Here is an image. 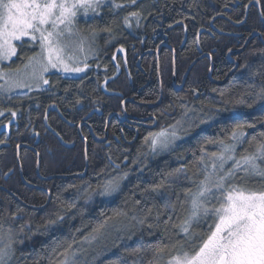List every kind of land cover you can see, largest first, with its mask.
I'll use <instances>...</instances> for the list:
<instances>
[{
    "label": "trees",
    "instance_id": "16d2710c",
    "mask_svg": "<svg viewBox=\"0 0 264 264\" xmlns=\"http://www.w3.org/2000/svg\"><path fill=\"white\" fill-rule=\"evenodd\" d=\"M253 1L256 0H135V3L111 0L98 16L92 17V33L103 35L97 43L99 52L85 77L67 79L52 75L48 77L47 90L0 99V111L4 113L0 115V225L3 235H9L6 234L9 228L12 230L15 241L10 264H50V260L62 259L59 253L63 248L58 245H66L75 238L73 247L80 248V241L99 221L113 216L116 209L128 213V217H114L110 221L119 222L122 231L112 229L92 244H84L86 251L78 254V260L86 259L87 264H131L133 258L126 250L140 243L169 245L165 256L175 251L172 245L177 241L183 242L189 250L199 245L200 239L207 234L208 223L194 224L193 235L187 241L172 227L185 215L177 196L182 200L185 190L194 188L191 181L203 178L199 148L203 145L208 151H217L219 141L230 142L237 123L253 125L243 129L246 141L253 136L256 141L264 140L260 135L264 133V100L257 98L264 88V52L256 56L247 51L244 77L240 82H236V78L227 79L233 69L227 54L238 44L243 46L255 32L264 40L263 24L252 10L246 25L239 30L242 35L239 39L222 37L214 31V28L236 31L218 18L225 17L239 24L245 19L247 5ZM259 3L264 14V0ZM112 4L123 7H111ZM132 12L138 16H130ZM125 17L129 18L131 27L124 24ZM106 28L109 31H105ZM38 50L27 44L18 48L13 65L22 68L21 57L26 62L27 56ZM174 54L179 82L192 68L185 84L187 94H178L172 88ZM205 55L210 56L213 63L204 59L194 65ZM194 92L206 96L196 102ZM128 99L135 102L126 104L128 116L152 123H155L153 119L157 120L158 127L152 132L175 125L185 111L219 119L203 128L195 124L193 129L184 132L179 146L165 153L150 151L144 142L150 132L143 125L135 128L138 138L136 132L125 130L126 142L116 143L111 135H118L119 123L115 119L110 123L109 142H98L106 138L110 113L107 111L125 115L121 105ZM77 100L81 103L77 104ZM52 106L74 127L67 125L59 114L52 113L48 120L52 133L48 131L44 121ZM90 110H100L104 116L95 118L91 133L86 127L79 133V119ZM13 111L15 117L11 114ZM34 134L41 137L38 146H35L36 139H32ZM208 140L216 143L206 144ZM256 141L251 146L248 143L239 145L237 156L244 154L245 149L253 151ZM21 146L36 152L21 150L22 178L17 161V149ZM38 157L41 160L39 176ZM109 157L120 164V169L113 170ZM176 169L184 171L176 174ZM12 171L14 175L6 181V175ZM123 171L129 174L121 182L120 191L113 196H94L87 200L82 194L89 185L94 188L109 174L115 176ZM169 173L173 175L169 177ZM165 178L170 183L160 189L162 195L150 190ZM245 179L255 185L259 178ZM237 180L244 182L239 176ZM166 201L176 205L175 211L165 207ZM147 209H151L150 215ZM57 214L64 216L63 221L54 228H46L47 221L55 219ZM133 214L138 218L146 217L144 223L131 220ZM169 217L171 222L165 225L163 221ZM149 256L150 252L144 257L145 264Z\"/></svg>",
    "mask_w": 264,
    "mask_h": 264
},
{
    "label": "snow or ice",
    "instance_id": "6c2138e0",
    "mask_svg": "<svg viewBox=\"0 0 264 264\" xmlns=\"http://www.w3.org/2000/svg\"><path fill=\"white\" fill-rule=\"evenodd\" d=\"M132 2L135 3V0ZM256 2L259 3V0ZM104 5L105 0H0V81H4L0 84V93L11 98V94L20 89L41 90L42 86L49 85L47 74L53 70L69 77L85 72L89 65L80 61L77 53L84 52L86 44L91 51V45L80 34L77 20L80 16H98ZM111 7L119 8L123 5L112 4ZM130 16L137 17L138 13L132 12ZM124 24L131 27L128 17L124 18ZM104 30L109 31L107 28ZM25 44L39 50L27 56L26 62L21 57L22 69L17 68L11 74L6 72L3 62H11L17 56L18 48ZM257 98L264 100V88L257 94ZM76 103L81 101L77 100ZM3 114L0 111V115ZM11 114L16 116L15 111ZM177 125H180V121L158 132H150L145 137L144 142L152 153L170 149L181 138ZM245 127L253 125L235 124L230 142L219 141L217 151H208L203 145L199 148L203 178L193 182L194 188L185 190L182 200L177 196L185 215L179 224H173L172 227L177 228L187 241L193 235L194 224L201 221L208 223L207 234L200 239L199 245L189 250L183 242L177 241L179 247L172 245L175 251L165 256L164 251L169 245L161 242L152 245L140 243L134 249L126 250L127 255L133 258L131 264H145L144 257L149 252L146 264H264V140L256 141L253 136L246 141V133L243 131ZM260 135L264 137V133ZM254 141L253 151L245 149L244 154L237 156L239 145L248 143L251 146ZM205 143L216 142L208 140ZM109 160L114 171L120 169V164L112 161L111 157ZM229 162L231 166L226 167ZM183 171L176 169L175 173ZM128 174L127 171L117 172L115 176L109 174L94 188L89 185L82 190V194L87 200L94 196L111 197L120 191L121 182ZM172 175L168 174L169 177ZM238 176L244 180L243 183L237 180ZM246 177L259 179L253 185ZM169 183L167 178L162 179L160 183L152 185L150 190L162 195L160 189ZM71 206L74 207V204ZM165 207L173 211L176 209L175 204L167 201ZM146 213L150 215L151 209H147ZM114 217H128V213L113 210V216L99 221L92 232L80 241V248L73 247L75 238L66 245H58L63 248L59 253L62 259L50 260V264H87L86 259H77L78 254L86 251L84 244H92L100 235L112 229L122 231L119 222L110 223ZM145 218H138L135 214L130 217L139 224H143ZM63 219V215L57 214L55 219L47 221L46 228H54ZM156 219L159 221V215ZM170 222L171 217L163 221L165 225ZM7 231L9 239L5 243L3 226L0 225V264H10L15 251L12 230L9 228Z\"/></svg>",
    "mask_w": 264,
    "mask_h": 264
},
{
    "label": "flooded vegetation",
    "instance_id": "af4514ba",
    "mask_svg": "<svg viewBox=\"0 0 264 264\" xmlns=\"http://www.w3.org/2000/svg\"><path fill=\"white\" fill-rule=\"evenodd\" d=\"M254 2V1H253ZM252 2H250L247 7L251 4ZM261 6V4H260ZM246 7V9H247ZM252 10H255L256 13L258 14L259 16V21L261 22V24H263V27H264V14H263V11H262V7L260 9V11L256 8H251L249 10V12L247 13L245 11V19L244 21L240 22L239 24H236V23H233V21L231 19H227L225 17H219L218 20H222L224 21L225 23H229L232 27L235 28L236 31H233V32H226V31H219L218 29H215L214 28V31L219 35V36H222V37H234V38H240L242 35H240L239 33V30L244 26L246 25L247 21H248V18H249V15H250V12ZM213 26V25H212ZM233 33V34H232ZM255 39L257 40L255 42ZM162 47V46H161ZM160 47V48H161ZM238 50V51H237ZM250 53V54H257L260 53V52H264V40L262 39V37L260 36L259 33H254L253 35H251L250 38H248L245 42V44L243 46H241L240 44L237 45L236 49L230 51L228 54H227V60H229L230 62H232V66H233V69L231 70V72L229 73V75L227 76L229 78H236V82H240L241 81V78L244 77V73H243V70H244V67H243V64L244 62L246 61V57L244 56L245 53ZM205 56H208V55H205ZM205 56H202V57H205ZM176 57V56H175ZM201 57V58H202ZM125 58V56H124ZM200 58V59H201ZM212 59V58H211ZM177 60V59H176ZM204 60V59H203ZM202 61V60H201ZM200 61V62H201ZM199 63V62H198ZM211 63H213L211 61ZM140 64H138V67ZM188 73V72H187ZM187 75V74H186ZM189 76V75H188ZM210 78L212 76V70H211V74H209ZM186 76L183 78V81H178L177 80V76L175 75L174 79H173V85H172V88L174 89V91H176L177 89H179L180 87H183L180 89V91H178L177 93L178 94H187L188 93V90L186 89V82H187V79L184 83V80H185ZM188 78V77H187ZM131 79V78H130ZM226 79V80H227ZM263 79V78H261ZM131 82H132V79H131ZM175 83V85H174ZM195 93V92H194ZM206 95L203 94L200 96V94H197L195 93L194 96H193V100L198 102L200 101L203 97H205ZM112 100H109V102H111ZM124 103H125V106H124ZM126 104H135L134 101H132L131 99H128V100H125L123 101L122 105H121V112L125 115H120L119 112H114L113 110H109L107 111V113H109V116L107 118V122H106V132H105V136L106 138L104 140H100L98 139L97 141L98 142H102V143H108L109 142V127H110V123L112 121V119H115L118 123H119V126H118V135H116L115 133L111 134L113 137H115V142L116 143H120V142H126V134H125V130H132L134 132H136V137L138 138L139 136V133L137 131H135V128L136 127H139V126H144L146 131L147 132H152V131H155L158 127V122H157V127L154 129L152 126H154L155 123H152V122H149L147 120H140V119H137V118H131L130 116H128L125 112H126ZM51 112V113H50ZM47 113H54L56 115L59 114V112L57 111V109L52 106L47 112ZM127 115V116H126ZM50 116V115H49ZM61 116L60 118H62L63 116L62 115H58V117ZM104 116V113L100 110H90L86 115H84L83 117H80V123H79V133L81 132V129L82 127H86L89 132L91 133L92 130H93V125L96 123L94 122L95 118L96 117H100V118H103ZM155 119H153V122ZM79 122V121H78ZM50 128V127H49ZM51 130V128H50ZM48 130V131H50ZM51 133H52V130H51ZM93 134V133H92ZM41 142V137H40V140H39V143ZM39 143L36 145L35 143V146H38ZM128 144V143H127Z\"/></svg>",
    "mask_w": 264,
    "mask_h": 264
},
{
    "label": "rangeland",
    "instance_id": "374dc122",
    "mask_svg": "<svg viewBox=\"0 0 264 264\" xmlns=\"http://www.w3.org/2000/svg\"><path fill=\"white\" fill-rule=\"evenodd\" d=\"M110 1L111 0H105V5L108 4ZM92 17L93 16H91V15L88 18L80 16V17H78V20H77V28H78L80 34L85 36L88 39L89 44L91 45V51L88 50V45L86 44L85 45V51L77 53V57L80 61L87 63L89 65V67L86 69L85 72L79 73V74H73L71 77L66 76V75L59 73V72H55L53 70L52 72H49L47 74L48 77H50L52 75H60L63 78H67V79H81V78L85 77L90 72V70H91L90 63L95 60L97 53L99 52L97 50V43L101 40V35H103V34H98L97 32L94 33V35H93L92 26H93L94 20ZM30 48L34 49L35 47H30ZM17 56H18V53H17ZM17 56L13 57L11 62H8V61L3 62V67H4V70L6 72H9L11 74V73H14L16 71L17 68L13 65V63L17 60ZM5 66H7V69H5ZM3 83H4V81H0V84H3ZM47 87H48V85H44V86H42L41 90H29L27 88L20 89V90L13 92L11 94V97L26 96L32 92H35V91H44V89H47ZM2 98L6 99V98H8V96L6 94L0 93V99H2ZM209 118H207L203 115H200V114H196V115L195 114H189L187 111H185V114L181 118L180 125H177V127L179 129L178 135H180L181 138L177 139L175 141V144L170 149H173V148L179 146L183 142L184 132L188 131L190 129H193L195 124H198L199 127L203 128V127H207V126L211 125L216 119L217 120L219 119V117H211L210 119ZM202 120H208V122L207 123H201ZM164 128H166V127H164ZM170 149H168V150H170ZM168 150H166V151H168ZM160 153H165V152L160 151ZM230 164H231V162H229V164L226 165V167H228ZM194 181H196V180L191 181V185H194V183H193ZM242 181H244V180H242ZM6 234H8V233H6ZM12 235L13 234L11 233V238H12ZM8 239H9V235H4V242L5 243L8 242Z\"/></svg>",
    "mask_w": 264,
    "mask_h": 264
},
{
    "label": "water",
    "instance_id": "95a60500",
    "mask_svg": "<svg viewBox=\"0 0 264 264\" xmlns=\"http://www.w3.org/2000/svg\"><path fill=\"white\" fill-rule=\"evenodd\" d=\"M251 8H256V9H258L259 11H260V9H261V6H260V3H257L256 1H254V2H252L248 7H247V9H246V12L248 13L249 12V10L251 9ZM215 22V21H214ZM214 22L212 23V25L214 24ZM165 47H168L167 45H164ZM162 48V47H161ZM161 48H159V50H158V52H157V55L159 54V52L161 51ZM205 58H207V59H209L210 61H212V59H211V57L210 56H206V57H203V58H201V59H199L198 61H196V63L194 64V65H196L198 62H200L202 59H205ZM174 77H175V75H176V57H175V54H174ZM193 65V66H194ZM191 70H192V68H190L189 69V71H188V73H187V75H186V78H185V80H184V82L186 81V79H187V77H188V75L190 74V72H191ZM181 88H183V87H180L179 89H177L176 90V92H178V91H180V89ZM124 106H125V103H124ZM58 111V110H57ZM49 115H50V113H47V115H46V118H45V124H46V127H47V129L48 130H50V128H49V126H48V120H49ZM62 120L67 124V125H69V126H71V127H74L73 125H71L70 123H68L66 120H64V118L62 117ZM155 121V125L153 126V128L155 129L156 127H157V122H156V120H154ZM32 139H36V145L39 143V140H40V135L39 134H34V135H32ZM132 145V144H131ZM27 149V150H31V151H34L35 152V150L33 149V148H30V147H19L18 149H17V161H18V166H19V170H20V175H21V178H22V169H21V164H20V152H21V150L22 149ZM36 153V152H35ZM86 161H87V149H86ZM40 164H41V160H40V157H38V162H37V175L39 176V173H40ZM87 169H88V167H87ZM14 175V171H12L11 173H9L8 175H6V177H5V180L7 181L10 177H12ZM78 178H84V176H78Z\"/></svg>",
    "mask_w": 264,
    "mask_h": 264
},
{
    "label": "bare ground",
    "instance_id": "6f19581e",
    "mask_svg": "<svg viewBox=\"0 0 264 264\" xmlns=\"http://www.w3.org/2000/svg\"><path fill=\"white\" fill-rule=\"evenodd\" d=\"M254 13V12H253ZM259 24V23H258ZM255 28V27H254ZM242 31V30H241ZM233 34V33H232ZM238 51V50H237ZM206 57V56H205ZM203 58V57H202ZM205 59H207V58H205ZM199 60V59H198ZM197 60V61H198ZM203 60V59H202ZM210 74H211V72H210ZM131 80V79H130ZM185 83V82H184ZM174 85H175V83H174ZM153 127V126H152ZM82 179V178H81Z\"/></svg>",
    "mask_w": 264,
    "mask_h": 264
}]
</instances>
